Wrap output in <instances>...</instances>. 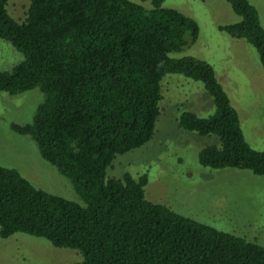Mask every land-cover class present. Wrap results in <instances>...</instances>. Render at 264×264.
I'll list each match as a JSON object with an SVG mask.
<instances>
[{"label":"trees","instance_id":"1","mask_svg":"<svg viewBox=\"0 0 264 264\" xmlns=\"http://www.w3.org/2000/svg\"><path fill=\"white\" fill-rule=\"evenodd\" d=\"M164 1L29 0L17 21L9 0H0V38L24 55L11 71L0 70V92L43 94L32 122L11 130L29 136L84 203L0 166L1 239L22 233L78 250L83 260L73 264H264V246L149 201L146 173L108 176L117 155L153 138L168 74L202 82L213 99V115L186 111L178 118L181 129L220 139L219 147L199 152V164L264 176V150L247 142L211 65L170 56L197 41L199 25ZM226 1L241 21L220 30L252 45L264 69L257 8L249 0Z\"/></svg>","mask_w":264,"mask_h":264},{"label":"rangeland","instance_id":"2","mask_svg":"<svg viewBox=\"0 0 264 264\" xmlns=\"http://www.w3.org/2000/svg\"><path fill=\"white\" fill-rule=\"evenodd\" d=\"M249 1L264 27V0ZM28 2L9 0L7 10L12 18L24 20ZM163 7L176 9L199 25L197 41L170 56L195 57L210 64L238 112L247 142L264 150V69L258 52L245 40L220 30L240 22L241 17L226 0H165ZM23 60L21 52L0 38L1 71H11ZM161 86V114L153 138L140 148L117 155L108 176L129 174L137 179L146 173L149 201L264 246V176L201 166L199 152L208 146L219 147L220 139L183 130L178 118L186 111L202 118L213 115V99L202 82L181 74L166 75ZM42 101L37 88L16 95L0 92V166L17 170L38 189L84 205L71 182L41 158L36 143L11 130L13 123H31ZM82 260L78 250L56 248L43 238L22 233L0 238V264H73Z\"/></svg>","mask_w":264,"mask_h":264}]
</instances>
